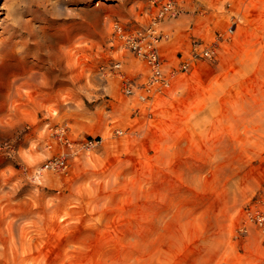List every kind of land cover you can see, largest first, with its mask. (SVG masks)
I'll return each mask as SVG.
<instances>
[{
  "label": "rangeland",
  "instance_id": "obj_1",
  "mask_svg": "<svg viewBox=\"0 0 264 264\" xmlns=\"http://www.w3.org/2000/svg\"><path fill=\"white\" fill-rule=\"evenodd\" d=\"M175 1L162 55L176 65L194 43L211 55L152 108L104 73L114 60L126 77L144 71L112 26H142L150 0H123L122 16L99 32L91 25L98 40L60 49L73 87L52 94L31 73L0 95V264H264V233L246 215L264 195V0ZM34 3L0 0V36L10 23L40 19ZM64 3L84 12L121 6ZM49 31L70 42L86 29L70 22ZM44 40L35 52L55 63L56 45ZM11 71L20 68L4 75ZM24 131L34 139L19 148Z\"/></svg>",
  "mask_w": 264,
  "mask_h": 264
},
{
  "label": "clouds",
  "instance_id": "obj_2",
  "mask_svg": "<svg viewBox=\"0 0 264 264\" xmlns=\"http://www.w3.org/2000/svg\"><path fill=\"white\" fill-rule=\"evenodd\" d=\"M122 5L123 0H121V6L119 7L97 5L93 9L84 12L78 7L65 4L64 0H35L34 7L39 13L40 19H33L29 16L24 18L20 25L10 23L12 31L0 36V88L3 89V91H0V95L7 93L9 83L31 73L45 76L50 82L49 90L52 94L73 87L69 80L70 74L66 70L63 56L60 54V49L71 47L80 38L92 41L98 40L95 32L101 31L104 22L109 18L116 20L122 16V13L127 9ZM57 12H59V15L56 14ZM70 22L82 25L86 31L72 35L70 42L53 40L52 37L55 33L49 31L50 27L63 30ZM93 24L95 25V32L91 27ZM24 29H35L36 31L34 35H29V32ZM41 35L45 38L44 42L56 45L54 49L56 54L55 63L50 62V57L43 53L37 54L35 52L37 47L35 41ZM29 49H33V51L30 53ZM41 57H43V64L36 66L33 62L40 61ZM10 66H18L20 71L8 72L5 76L4 72ZM101 68H103V65L99 66L97 70ZM76 99L84 103L85 107H88L89 104L93 108L100 107V104L95 100H85L80 96H76ZM17 139L23 140V143L19 144L18 147L24 148L31 145L34 137L28 131H24L19 134Z\"/></svg>",
  "mask_w": 264,
  "mask_h": 264
},
{
  "label": "built area",
  "instance_id": "obj_3",
  "mask_svg": "<svg viewBox=\"0 0 264 264\" xmlns=\"http://www.w3.org/2000/svg\"><path fill=\"white\" fill-rule=\"evenodd\" d=\"M150 8L147 22L138 28L126 31L120 22H114L112 26L114 38L122 41V47L132 52L144 65L142 74L133 78L126 77L119 60L112 61L104 72L119 77L121 92L126 96H135L137 102L148 109L165 95L178 75L191 70L199 58L211 55L208 47L189 44L187 48L180 50L177 64L169 65L160 51L161 44L171 35L165 29L164 22L175 17L179 9L175 0H150ZM85 144L91 145L92 141ZM254 205L246 211L247 219L264 233V195Z\"/></svg>",
  "mask_w": 264,
  "mask_h": 264
}]
</instances>
